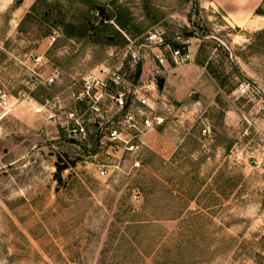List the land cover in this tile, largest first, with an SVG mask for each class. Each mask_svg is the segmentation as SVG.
Here are the masks:
<instances>
[{"label":"rangeland","instance_id":"1","mask_svg":"<svg viewBox=\"0 0 264 264\" xmlns=\"http://www.w3.org/2000/svg\"><path fill=\"white\" fill-rule=\"evenodd\" d=\"M202 1L0 0L10 96L26 90L30 56L52 35L45 55L71 88L105 60L127 65L126 36L139 46L162 28L188 55L157 68L152 47L139 49L143 79L158 71L165 119L144 137L142 166L107 178L95 140L69 141L22 97L0 107V264H264V109L234 93L242 80L264 88V0L257 13Z\"/></svg>","mask_w":264,"mask_h":264},{"label":"built area","instance_id":"2","mask_svg":"<svg viewBox=\"0 0 264 264\" xmlns=\"http://www.w3.org/2000/svg\"><path fill=\"white\" fill-rule=\"evenodd\" d=\"M126 39L127 65L122 62L110 65L105 60L81 77L79 87L71 88L63 83L59 69L45 55L56 41V36L48 37L47 48L32 54L26 65V90L18 92L19 97L0 92V107L6 110L22 97L36 117L56 126L69 141L95 140L96 153L103 156L95 164L100 177L107 178L121 168L138 169L142 166L145 135L161 126L165 119L159 112L163 98L155 96L158 71L143 79L141 61L146 55H141L139 49L152 47L157 68L165 67L167 54L174 62L188 55L181 52V46L174 47L167 41L160 28L148 31L139 46L129 37ZM175 40L184 43L178 36ZM53 85L57 91L52 94L40 99L32 94L35 89ZM234 93L237 98L251 102L257 111L264 109V88L260 85L242 80L237 82Z\"/></svg>","mask_w":264,"mask_h":264},{"label":"crops","instance_id":"3","mask_svg":"<svg viewBox=\"0 0 264 264\" xmlns=\"http://www.w3.org/2000/svg\"><path fill=\"white\" fill-rule=\"evenodd\" d=\"M263 0H203L202 7L213 10H222L226 13H232L238 10H245L255 13ZM162 29V28H160Z\"/></svg>","mask_w":264,"mask_h":264},{"label":"trees","instance_id":"4","mask_svg":"<svg viewBox=\"0 0 264 264\" xmlns=\"http://www.w3.org/2000/svg\"><path fill=\"white\" fill-rule=\"evenodd\" d=\"M95 11L100 13L103 16V20H102L103 22L104 21H110V20L113 21V19L111 17H109L107 14H105L103 7L97 6L95 8ZM257 12H259V7L255 10V13H257ZM116 22L122 30H124L125 32L128 31V26L126 25V21L123 20V18H119V20L117 19ZM123 41L126 42V40L124 38H123ZM158 86H159V88L162 87V81L161 80L158 81ZM55 167H56V169L54 172V177L59 182L61 180V173L66 168V166L64 164H60L59 162H57L55 164Z\"/></svg>","mask_w":264,"mask_h":264}]
</instances>
